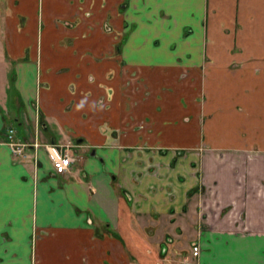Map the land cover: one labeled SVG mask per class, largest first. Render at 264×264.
I'll list each match as a JSON object with an SVG mask.
<instances>
[{"label":"crops","instance_id":"1","mask_svg":"<svg viewBox=\"0 0 264 264\" xmlns=\"http://www.w3.org/2000/svg\"><path fill=\"white\" fill-rule=\"evenodd\" d=\"M184 237L264 264V0H0V264H180Z\"/></svg>","mask_w":264,"mask_h":264},{"label":"built area","instance_id":"2","mask_svg":"<svg viewBox=\"0 0 264 264\" xmlns=\"http://www.w3.org/2000/svg\"><path fill=\"white\" fill-rule=\"evenodd\" d=\"M5 143L8 145L10 152L14 156L23 155L24 149L28 147L29 143L20 141L15 136L13 127H9L5 132ZM31 145L37 147L39 145L45 146L47 156L51 161L52 167L56 172H64L69 167L70 163L75 159L74 154L70 151L72 143L70 142H38L34 140ZM200 253V245L194 243L191 246V255L198 256Z\"/></svg>","mask_w":264,"mask_h":264},{"label":"rangeland","instance_id":"3","mask_svg":"<svg viewBox=\"0 0 264 264\" xmlns=\"http://www.w3.org/2000/svg\"><path fill=\"white\" fill-rule=\"evenodd\" d=\"M194 243H198L195 238H186V237H184V260L183 261H179L180 264H197L196 262L198 260L199 255L196 256V257H193L191 255V246ZM175 258H176V256H173V258L171 259L170 262H174V264H177L176 261H175Z\"/></svg>","mask_w":264,"mask_h":264},{"label":"bare ground","instance_id":"4","mask_svg":"<svg viewBox=\"0 0 264 264\" xmlns=\"http://www.w3.org/2000/svg\"><path fill=\"white\" fill-rule=\"evenodd\" d=\"M42 146V145H41ZM44 148H45V146H43ZM45 150H46V148H45ZM46 152H47V150H46Z\"/></svg>","mask_w":264,"mask_h":264}]
</instances>
